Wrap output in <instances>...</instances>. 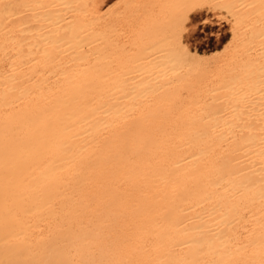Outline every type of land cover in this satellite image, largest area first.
Segmentation results:
<instances>
[{"label":"bare ground","instance_id":"1","mask_svg":"<svg viewBox=\"0 0 264 264\" xmlns=\"http://www.w3.org/2000/svg\"><path fill=\"white\" fill-rule=\"evenodd\" d=\"M207 6L186 72L112 74L97 0H0V264H264V0L203 78Z\"/></svg>","mask_w":264,"mask_h":264},{"label":"rangeland","instance_id":"2","mask_svg":"<svg viewBox=\"0 0 264 264\" xmlns=\"http://www.w3.org/2000/svg\"><path fill=\"white\" fill-rule=\"evenodd\" d=\"M190 1L97 0L100 21L107 29L108 66L112 74L120 70L128 74H138L154 65H160L162 70H157L162 72H186L187 65L178 61L167 42L169 35L182 27L176 19L185 14ZM204 1L208 2L206 9L193 14L186 24L189 32L185 34L184 41L193 50L203 53L217 50L211 55L209 65H205L204 69H196L201 77L210 78L211 74L215 76L220 69L218 66L225 63V56L230 49L229 47L226 51V44L232 38L233 19L225 9L217 7L224 0ZM142 55H146V58L143 61L138 60ZM215 68L217 69L214 72Z\"/></svg>","mask_w":264,"mask_h":264}]
</instances>
